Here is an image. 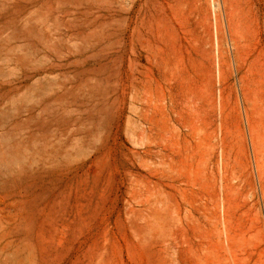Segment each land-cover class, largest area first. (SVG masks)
Segmentation results:
<instances>
[{"label": "rangeland", "instance_id": "obj_1", "mask_svg": "<svg viewBox=\"0 0 264 264\" xmlns=\"http://www.w3.org/2000/svg\"><path fill=\"white\" fill-rule=\"evenodd\" d=\"M0 264H264V0H0Z\"/></svg>", "mask_w": 264, "mask_h": 264}]
</instances>
